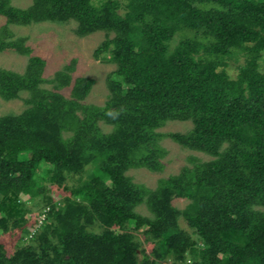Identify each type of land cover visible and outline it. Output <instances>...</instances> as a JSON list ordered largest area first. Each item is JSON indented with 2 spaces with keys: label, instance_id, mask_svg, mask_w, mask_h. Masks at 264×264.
Returning <instances> with one entry per match:
<instances>
[{
  "label": "trees",
  "instance_id": "obj_1",
  "mask_svg": "<svg viewBox=\"0 0 264 264\" xmlns=\"http://www.w3.org/2000/svg\"><path fill=\"white\" fill-rule=\"evenodd\" d=\"M0 16L104 32L94 57L115 65L104 105L85 104L94 80L73 78L74 61L46 81L45 60L0 31V52L28 56L22 74L0 69L1 98L28 93L20 114L0 116V232L23 233L12 255L0 244V264H264V0H0ZM170 121L192 127L157 132ZM164 137L211 159L154 189L132 182L131 168L162 170ZM48 184L68 195L54 202ZM30 203L41 210L26 227Z\"/></svg>",
  "mask_w": 264,
  "mask_h": 264
},
{
  "label": "rangeland",
  "instance_id": "obj_2",
  "mask_svg": "<svg viewBox=\"0 0 264 264\" xmlns=\"http://www.w3.org/2000/svg\"><path fill=\"white\" fill-rule=\"evenodd\" d=\"M120 2L123 0H119ZM12 5L19 8H26L31 5L32 0H11ZM6 27L10 32V39L24 38L25 45L29 46L32 54L45 60V68L43 77L46 81L53 78L54 74L62 70L67 65L74 61V70L71 72L73 78L86 77L94 80V84L84 99L83 103L102 106L104 105L109 91L106 80L114 69L115 65L107 60V57H94L95 49L105 39L104 32H95L85 37H78L74 30L76 23L69 21L63 24L52 22L32 23L26 26L8 24L4 17L0 16V31ZM177 38L173 45L177 42ZM242 62L229 60L226 67L230 76L234 77L237 73V66ZM28 56L19 55L10 50L0 52V69H5L15 73L22 74L27 66ZM262 69H264V61H260ZM42 88L52 89L53 84L45 82L41 84ZM66 97H69L70 87L60 91ZM20 97L12 100H5L0 97V116L17 115L25 108L24 99L28 97L27 92H22ZM103 132H109L111 127L103 123H99ZM192 127L190 121H170L160 127L157 132L160 133H186ZM159 145L165 150V155L160 159L163 165L162 170L152 172L145 168H131L126 171V175L131 178L132 182L142 185L149 189L157 187L160 179H165L171 175H177L185 166L192 167L198 161H207L211 157L200 152L191 151L181 147L173 142L170 138L164 137L159 141ZM78 177H73L67 181V186L70 188L77 185ZM46 196L50 197L54 202H59L68 195V192L56 185H47ZM187 199L174 198L172 204L179 210H182L187 204ZM33 213L28 216L26 227H29L41 210L30 203ZM136 211L143 216H150V212L145 204H141L136 208ZM179 226L188 233L191 230L186 222L180 218ZM96 231L98 229H95ZM20 229H10L7 232H0V244H2L6 255H12L18 248L22 235ZM137 241L142 248L149 253L154 246V243L145 241L141 234H136ZM164 264H169L165 262Z\"/></svg>",
  "mask_w": 264,
  "mask_h": 264
}]
</instances>
